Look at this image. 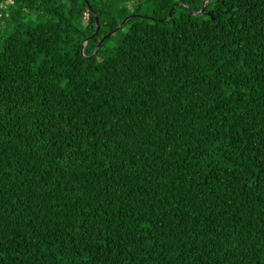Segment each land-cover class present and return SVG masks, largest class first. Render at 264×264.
<instances>
[{
	"label": "trees",
	"instance_id": "obj_1",
	"mask_svg": "<svg viewBox=\"0 0 264 264\" xmlns=\"http://www.w3.org/2000/svg\"><path fill=\"white\" fill-rule=\"evenodd\" d=\"M0 264H264V0H0Z\"/></svg>",
	"mask_w": 264,
	"mask_h": 264
},
{
	"label": "water",
	"instance_id": "obj_2",
	"mask_svg": "<svg viewBox=\"0 0 264 264\" xmlns=\"http://www.w3.org/2000/svg\"><path fill=\"white\" fill-rule=\"evenodd\" d=\"M191 13H192V14H203V13H205V5H204V3H203V5H202V8H201L199 11H196V12L191 11ZM206 14H207V12H206ZM126 19H127V17L124 18V19L120 22V24H119L117 27H120V26L125 22ZM95 21L97 22L96 17H95ZM97 29H98V25H96V31H97ZM109 33H111V31L108 32L106 35H108ZM106 35L103 36V37L99 40L98 44L96 45V47H95V49H94V52H95L96 49L99 47L100 43L102 42V40L104 39V37H106ZM86 41H87V38H86V39L84 40V42L82 43L81 52H83V48H84V45H85Z\"/></svg>",
	"mask_w": 264,
	"mask_h": 264
},
{
	"label": "rangeland",
	"instance_id": "obj_3",
	"mask_svg": "<svg viewBox=\"0 0 264 264\" xmlns=\"http://www.w3.org/2000/svg\"><path fill=\"white\" fill-rule=\"evenodd\" d=\"M124 5H126V6L128 5V6H129L130 3L128 2V3L125 4V2H122V1H119V2H118V6L122 7V6H124ZM124 29H126V27H124ZM114 40H115V38L113 37V38H111V41H110V42L113 43Z\"/></svg>",
	"mask_w": 264,
	"mask_h": 264
},
{
	"label": "built area",
	"instance_id": "obj_4",
	"mask_svg": "<svg viewBox=\"0 0 264 264\" xmlns=\"http://www.w3.org/2000/svg\"><path fill=\"white\" fill-rule=\"evenodd\" d=\"M8 2H10V3H11V2H12V0H8Z\"/></svg>",
	"mask_w": 264,
	"mask_h": 264
}]
</instances>
